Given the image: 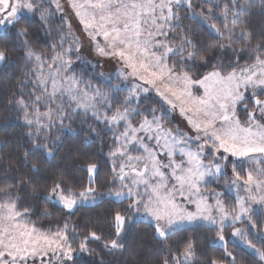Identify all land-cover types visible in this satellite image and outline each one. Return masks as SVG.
I'll return each instance as SVG.
<instances>
[{
    "label": "snow or ice",
    "instance_id": "snow-or-ice-1",
    "mask_svg": "<svg viewBox=\"0 0 264 264\" xmlns=\"http://www.w3.org/2000/svg\"><path fill=\"white\" fill-rule=\"evenodd\" d=\"M21 59L0 110L27 129L0 140V264H77L101 240L127 264H264V0H0V75ZM80 209H100L82 236ZM140 223L162 256L129 243Z\"/></svg>",
    "mask_w": 264,
    "mask_h": 264
},
{
    "label": "trees",
    "instance_id": "trees-1",
    "mask_svg": "<svg viewBox=\"0 0 264 264\" xmlns=\"http://www.w3.org/2000/svg\"><path fill=\"white\" fill-rule=\"evenodd\" d=\"M56 23H59V21H56ZM187 23V21H185ZM216 23L220 24L221 21H216ZM37 27H39L37 25ZM55 39V34L53 36H44L42 33L38 34L37 36L33 37V46L36 47L37 51H49L46 48L45 40L48 42H52ZM23 53H19L18 55H22ZM16 55V54H14ZM24 65V61L21 59L18 61V65L14 68V75L11 76H4L0 75V110H2L3 102L6 101L9 98L10 89L15 87L14 81L17 79L18 76L22 75V68ZM96 71L99 73V69L97 68ZM19 95V93H17ZM17 118L16 113L13 111L11 115L7 118L0 117V140H5L8 143L5 145L4 151H9L10 148L15 149L19 146V142L23 141L24 135L23 133L27 131V129L22 127H17ZM67 123V122H66ZM89 123H92V121H87L84 125V130L81 132L80 136L76 137V145L79 146V141L84 136H89V133L87 132V125ZM80 125V118L76 120V123L72 124L73 129H77ZM95 127V125H93ZM102 127V126H101ZM99 130V129H98ZM59 132H54L53 136L60 135ZM111 133L108 134L110 136ZM91 139L95 140V143L90 146V151L95 154L96 152H100L101 148V140L99 136H92ZM65 140L67 142L68 136L65 137ZM104 147L102 152H100V156L98 157L101 161V164L103 165L104 160L103 156L108 152V138L105 137L104 140ZM23 151V149H20ZM243 165H246L244 163ZM242 165V166H243ZM248 165V164H247ZM104 168L101 169V174L103 176ZM224 180L219 181V183H213L208 186L209 190H219L223 189ZM232 199V198H230ZM226 201V203H230L231 200ZM233 200V199H232ZM42 207H43V202ZM233 203V201H232ZM100 209H80L76 212V214L71 218L72 222L78 223L77 231L81 232V236L84 233L85 228V221L89 219L90 216L93 215L94 212H98ZM62 213L59 211V209H53V216L50 218H45L44 220L40 221V223H43L45 227L48 226V223L50 220L54 221L58 219ZM35 219V217H33ZM63 223V221H61ZM237 225L242 226L243 228H247V225L244 223H239ZM54 226V225H53ZM261 227L264 228V221L261 222ZM98 234H99V226L97 227ZM231 228H228L226 230V234L230 235ZM199 231L205 232L204 229H200ZM209 235L214 236V233H210ZM105 239H110L111 237L107 236V232L104 233ZM129 243L132 244L135 242L136 245L139 246V250L141 255L146 259H155L159 256H162L163 253L159 251V246L157 245L156 241L151 238L150 230H147V225L145 224H135L132 227V232L128 237ZM79 238L76 240V243L73 245V247H78L79 245ZM104 240H101L99 243L93 242L89 244V248L94 250L92 253H83L80 254V256L77 258V264H127L128 260L130 259L128 256V253L125 252L123 256H121L119 253H110L108 250L103 248ZM257 247H260L261 244L259 241H255ZM230 248H232V245H229ZM211 252H217L222 250L217 249H211L209 250ZM234 251L239 252L240 256L238 257V260L242 257L245 259L247 264H255L254 258L247 254V252L242 251L241 249H234Z\"/></svg>",
    "mask_w": 264,
    "mask_h": 264
},
{
    "label": "rangeland",
    "instance_id": "rangeland-1",
    "mask_svg": "<svg viewBox=\"0 0 264 264\" xmlns=\"http://www.w3.org/2000/svg\"><path fill=\"white\" fill-rule=\"evenodd\" d=\"M62 2H63V0H62ZM73 22L76 23L75 20H74ZM85 55H87L89 59H92V58H93L92 55H90V54L87 52V50L85 51ZM97 59H99V60H100V63H102V64L104 65V67H103L102 69H101V68H98V69H99V72H100V71H104L105 74H107L108 72H110V71H114V70H115L114 65H113L111 62H108V61L104 60V58H97ZM114 82H115V81H114ZM245 163H246V165H243V166H242L244 169H248V168L252 167V164H250L249 162H245ZM247 164H248V165H247ZM238 170H239V169H238ZM228 178H231V165H229ZM211 190H213V189H211ZM215 191L222 192V191H224V188H223V189H219V190H215ZM240 194H241V195H244V192L241 191ZM222 198H223V197H222ZM225 199H226V201H228L230 198H225ZM230 200H231V202H230V203H227L229 207H231L232 204H233V203H232L233 200H232V199H230ZM236 227L243 228V227L240 226V225H236ZM231 231H232V230H231ZM230 234H231V233H230Z\"/></svg>",
    "mask_w": 264,
    "mask_h": 264
}]
</instances>
